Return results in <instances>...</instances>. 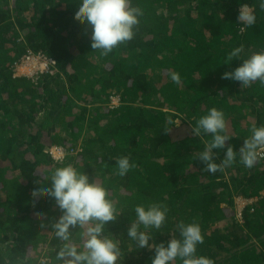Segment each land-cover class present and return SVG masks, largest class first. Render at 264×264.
Segmentation results:
<instances>
[{
    "label": "trees",
    "instance_id": "obj_1",
    "mask_svg": "<svg viewBox=\"0 0 264 264\" xmlns=\"http://www.w3.org/2000/svg\"><path fill=\"white\" fill-rule=\"evenodd\" d=\"M260 143L264 0H0V264H264Z\"/></svg>",
    "mask_w": 264,
    "mask_h": 264
},
{
    "label": "built area",
    "instance_id": "obj_2",
    "mask_svg": "<svg viewBox=\"0 0 264 264\" xmlns=\"http://www.w3.org/2000/svg\"><path fill=\"white\" fill-rule=\"evenodd\" d=\"M251 9L248 7H242L240 8V17L239 20L244 22L251 21ZM28 65H32V71L30 70L29 73H23L27 77L32 78L34 81L35 78L38 75H41L42 73H53L52 68L55 65V62L47 57L46 55H43L42 53L33 54L30 50H27L20 58V60L15 63V71H18L19 69H27ZM111 104L113 106H116L119 102V97L112 95L110 96ZM50 156L55 161H62L65 156V150L61 147H52L48 150ZM254 156L257 158H263L264 156V145L260 144L256 150L254 151ZM248 201L245 199L238 198L235 201V217L238 222H241L242 220V209L246 205ZM45 262V261H42Z\"/></svg>",
    "mask_w": 264,
    "mask_h": 264
},
{
    "label": "rangeland",
    "instance_id": "obj_3",
    "mask_svg": "<svg viewBox=\"0 0 264 264\" xmlns=\"http://www.w3.org/2000/svg\"><path fill=\"white\" fill-rule=\"evenodd\" d=\"M126 8H127V4L122 8V11H124ZM26 68H27V69H24V68H23V69H19V68H18V71H17L18 74H21V73H23V72H24V74H25V73H29L30 70L32 71V65H28V67H26ZM14 70H15V68H14ZM175 122H176L177 125L180 124V120H176ZM236 200H237V199H236ZM59 206H60V207H63V205H62L61 203H59ZM41 258L43 259L44 257H43L42 255H40V259H41Z\"/></svg>",
    "mask_w": 264,
    "mask_h": 264
},
{
    "label": "clouds",
    "instance_id": "obj_4",
    "mask_svg": "<svg viewBox=\"0 0 264 264\" xmlns=\"http://www.w3.org/2000/svg\"><path fill=\"white\" fill-rule=\"evenodd\" d=\"M27 50H28V49H26V51H27ZM14 68H15V67H14ZM23 73H24V72H23ZM23 73L18 74V72H16L15 70H13V75H14V76H23V77H27V76L24 75ZM27 78H30V77H27ZM116 96H117V95H116ZM260 144H261V143H260ZM42 261H45V262H46L47 260H46L45 258H43V259L41 258V259H40V262H42ZM42 263H44V262H42Z\"/></svg>",
    "mask_w": 264,
    "mask_h": 264
},
{
    "label": "crops",
    "instance_id": "obj_5",
    "mask_svg": "<svg viewBox=\"0 0 264 264\" xmlns=\"http://www.w3.org/2000/svg\"><path fill=\"white\" fill-rule=\"evenodd\" d=\"M261 194H263V193H261ZM238 198H241V197L238 196V197H235V198H234V204H235L236 199H238ZM241 199H242V198H241Z\"/></svg>",
    "mask_w": 264,
    "mask_h": 264
}]
</instances>
